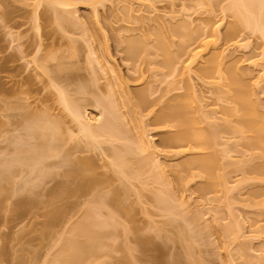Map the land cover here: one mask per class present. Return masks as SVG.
Returning a JSON list of instances; mask_svg holds the SVG:
<instances>
[{"label": "rangeland", "instance_id": "374dc122", "mask_svg": "<svg viewBox=\"0 0 264 264\" xmlns=\"http://www.w3.org/2000/svg\"><path fill=\"white\" fill-rule=\"evenodd\" d=\"M38 1L0 0V68L3 66L4 60L2 58L7 55L11 58L8 66L15 70L11 68L8 73L0 72V84L4 85L3 83H6L4 85L6 88L14 89L15 87V90L19 86V89L23 87L26 89V87L32 85V89L36 88L34 90H37L38 87L39 91L37 90V92L33 91V93L27 95L22 94V97L26 98L23 102L27 101V103L25 102L26 105L31 104L29 106L33 107L32 109H35L36 112L43 107L49 109L48 111L53 110V114H60L58 110H61V108L56 109L60 107L58 105L59 101L56 102L59 99L57 98L58 93H56L57 88L55 90L53 86H47L49 84V82L47 83V77L44 75H40L43 76L40 77L39 70L35 68L33 63H29L35 57V50H38L39 45L41 52H39L40 54L36 53L37 56L45 55L47 52L61 55V51L64 55L69 56L72 51L71 46L74 45L77 47L76 50L78 49L77 54L72 59L68 58L69 61L67 62L71 63L69 65L66 62L67 64H64V67L68 65L69 70L72 69L79 76L81 74V81L79 78L76 83L80 81L82 84V80H85V78L88 80L87 76L92 74L89 73L90 69L87 74L85 68H92L91 64L93 63L92 65L97 71V73L94 71L96 74L93 75H96L100 80L97 83L98 87L97 85L94 88L92 87L93 89L97 88L95 95L93 89L90 93H86V97L82 95L86 98L85 103H83L84 98L81 100L80 93H78L79 100L75 99V92L73 95L71 94L73 99L79 102L80 100L83 101L82 105L87 110L85 117L91 120L92 123H96L94 120L103 118L99 114L103 111H101V106L95 105L94 100L97 99L96 97L101 100L106 98L103 100L106 102L111 96L112 101L109 100L110 103L113 104L114 101H117V104L115 103L117 106L114 105L120 109L117 112L118 116H115L119 118L117 122L122 121V124L124 123L125 129L130 132V136L125 130L127 136H124L127 137V141L122 140L125 143L121 142V139H117L118 142L115 140L110 141L111 143L106 141V137L105 141L103 138L98 139V147L101 148L100 143L103 142L101 143L103 149L95 147L92 151L88 147L91 146L90 143V145L87 143V146L85 142L78 141L77 132H73V134L67 132L66 135L71 134L72 137L70 140L69 137L68 140L66 139V143L69 141L70 146L64 147L66 150L68 149V155L73 154V158L76 160L80 157L91 158L92 162L95 163L87 171V174H97V177L101 178L100 180L104 178H108L106 181L110 180L106 183L104 179L103 181L106 184H102L101 181L100 185L94 186L93 190L91 189L88 194L81 197H67V195H61L57 192L59 187L66 186L67 183L69 185L73 181L68 176L69 168L66 166L67 162L64 161L66 160L63 157L64 153L62 152L63 155H61L64 158L62 165L61 151L59 155L55 156L54 151L46 150L49 143L46 145L41 143L40 145L34 142L36 139L34 141L29 139L32 142L28 140L30 144L38 145H34V151L39 153L49 151L50 157L53 158H48L49 161H46L48 167L42 163L45 166L43 171H40L42 168L38 167L40 168L39 172L36 169L34 173H30L26 171L28 167L24 166L22 170H19V175H15L14 180L12 179L10 187L0 193V264H264V137L263 140L261 137V142L256 144L252 142L255 136L253 133L244 132V134L239 132L242 134L240 135L237 132H232L233 130L227 132L229 130L226 131L225 128H228L229 125L232 126L231 123L235 126L236 120L231 118L233 122L230 124L228 122L229 125L224 123L225 112L223 109L225 107L230 109L233 105L228 99L227 103L230 104L226 103V99L224 102L222 96L227 97V95H219L218 93V89L224 90L223 82H220L216 72L203 79H200V73L198 72L211 58H214L215 55L219 56V60L215 62L216 65H219L218 69L222 73L232 70L243 76L244 81H247L248 88H251L249 91L251 92V99L257 104L261 116H264V39L257 36V34H253L252 30H245L246 28L243 27L244 30H236L231 25L233 18L229 16L230 13H224L223 9L221 10L223 7L220 6L225 5L226 1L219 6L214 4L215 7H211H214L213 10L208 12L206 8L209 7L197 6L196 0H74V2L70 0V6L72 7L69 6V11L71 9L74 13H71L73 19L79 18L77 22H80V24L76 25L77 23L74 22L75 25L74 23L70 25V22L68 24L65 22V25H70L65 31L62 30L65 25L61 27L58 24L61 27L59 28L57 23L54 22V11L53 14L50 10L48 11L49 4L43 3L36 9L35 4ZM126 7H128L127 15L124 13L125 10L127 11ZM58 8L60 12H65L64 10L68 7L63 10L60 7ZM71 14L69 13L70 16H68L71 17ZM128 14H130V18ZM36 21L40 25L39 31L35 28ZM173 24L179 26V29L180 25L181 28L182 25L185 26L192 34L195 31L196 37H199V39L196 42L195 37L193 39L195 42L189 40L191 42L189 46L188 43L186 44L189 48L184 51H188L189 54H187L188 52L185 54L180 47L181 50L178 48L177 54L181 51L185 55L181 56V63L178 64L177 69L170 72L162 68L163 65H157L161 64V61H158L160 59L155 56V41L151 38L154 37L153 33L159 31H163V34L166 35L167 33V36H170L168 34V31H170L169 26H173ZM66 26L64 29H66ZM172 26L170 27L175 28V26ZM159 27L163 30H158ZM184 30L185 28L182 31ZM144 34H146L145 37L151 39V47H153L151 50L149 39L146 38L145 40L148 39L147 48L149 47L152 53L155 54L153 53L152 56L149 54V57L141 54L142 57H145H139L136 62L125 59L126 56L123 53L125 43H121L124 41L123 39L138 35L143 36ZM142 36L139 38H142ZM172 37L173 35L171 36L173 46L170 47V51L175 53L174 50L179 45L176 44L181 38ZM72 41L76 43L71 44ZM50 46L53 48L51 49ZM54 46H56L55 49ZM59 48H62V50ZM88 50H95V54L90 57ZM190 53H196L191 63H189L191 60ZM12 58H14L13 62ZM88 59L91 60V67ZM94 59L97 61H94ZM155 61L158 63L156 64ZM186 63L190 65L189 70L183 68ZM36 74L38 75L36 76ZM119 75L127 83L130 94L135 91L140 92L141 89L150 91L151 95L148 96L150 102H147L149 99L146 101L149 105L145 106L144 110L141 109V115L140 113L137 114L140 115L139 117L136 113L139 112L140 108L137 109L138 112L131 114L130 108L120 107V103L125 101L122 100L125 95L122 96V93H120V86L117 83ZM140 75L143 78H140ZM90 76H88L89 79ZM23 78L32 82L27 80L16 83V80ZM86 80L85 83H88L89 81ZM219 82L220 84H218ZM187 83L191 84L193 88H191V94H194V106L196 108L194 116L197 117L196 119L200 123V129L207 128L210 124L211 126L219 124V127L216 126L219 129L213 126L214 129L211 127H209L211 129H207L211 131L218 130L217 132L213 131L214 135L217 134L214 141L215 151H217L216 154L219 158L217 173L225 177V187H211L209 190V188L204 187L205 177L197 175V178L191 180L189 179L191 178L189 177L190 173L187 174L186 171L188 177L182 173L184 178L182 177V181L178 179V183L176 179L180 177H178V172L183 170L179 164L182 160L188 158V154L174 156L173 153L179 149L167 146L163 142V137L173 129L161 127L153 121V115H155L153 113L158 112L161 107L157 104L159 102L155 103L154 99L158 100L157 98L160 97L164 100L163 102H167L175 96L186 95L189 92ZM34 84L36 85L34 86ZM21 85L23 86L21 87ZM144 90L141 92H144ZM220 90L219 92L223 94ZM161 96L165 97L162 98ZM9 100L11 99L9 98ZM87 100L93 101V103ZM11 101L13 102V99ZM134 101L136 102V100ZM35 103L40 105L36 104V106ZM0 104L3 105L4 103L1 102ZM24 105L23 107H25ZM34 105L39 108L36 109ZM96 106L98 108H95ZM49 107H53V109ZM29 109L31 110V108ZM1 112L4 113V111ZM1 112V130L5 131L8 128L11 130L12 126L8 125L4 128V123L8 119V122L10 119L13 121L12 118L9 117L10 115L8 116V112L5 113V116L9 118L3 116ZM20 112L25 114V110L22 111L21 109ZM134 117H137L138 120L133 119ZM68 119L70 120V118ZM15 120H17V117L14 118ZM119 124L121 125V123ZM69 125L72 124L68 121L67 126ZM2 131H0V140H2L1 138L3 140L0 141V147L4 148L12 140L13 134L8 132L12 134V136L9 134L11 140L8 141V133L6 132L7 138H5ZM143 131V142L146 144L140 146L144 150L148 146L152 148L146 151L145 155L142 151H140L142 155H137L140 154L137 153V158L141 156L137 161V158L134 157L136 151L132 146L141 139L140 135ZM41 134L42 132L36 133L37 136H41ZM22 135L24 136L21 139L26 138L25 132ZM66 135L65 137H67ZM26 139L21 140L20 148H22V151L20 149L19 155L25 153L26 156H31L34 152L33 147L26 142ZM129 142L132 143L131 146ZM24 143H28V146L26 147L27 144ZM10 144L13 147L16 146V142H10ZM64 144L63 142L62 145ZM124 144L126 147L129 145L133 150V155L130 154L131 161L136 160L134 162L136 165L133 166H137V162L143 156L144 159L150 156L151 160H158L160 168L152 171L150 169L152 163L148 159L150 162L148 161V165L143 168V171L146 170L145 172L141 171L142 173L140 172L138 176L130 175L128 179L121 177V174L117 172L118 169L111 165V162H116V158L112 156L114 154L116 156L119 151L117 149L124 148ZM52 145L55 146L54 143H51L50 147ZM57 145L58 147L61 146L60 143H57ZM73 145L74 147H72ZM119 146L122 148H118ZM30 147L31 149H27ZM136 147L135 149H137ZM3 148L0 152L3 151ZM64 148L63 151H65ZM72 149L73 153L70 151ZM113 149L117 152L114 153ZM69 151L72 154H69ZM41 155L43 154L41 153ZM75 159L72 160L73 163ZM220 160H222V163ZM50 163H57L60 167L49 165ZM131 164L133 163L131 162ZM219 164L221 165L219 166ZM133 166L131 165L130 168L133 169ZM178 166L182 170H179ZM132 169L131 173L134 174L135 170ZM21 171L23 172L21 173ZM128 171L130 172V169ZM193 171L195 172V170ZM175 173H177V176L175 175L174 178ZM179 174L182 176L180 172ZM196 174H198L197 170ZM203 182L205 183L203 184ZM157 195H160V198L165 202L158 197L157 200ZM24 201L27 203V207L20 208V203L24 204ZM159 201L163 202V205L168 203L172 211L164 208ZM59 209L64 212L63 220L58 225L55 224L57 225L55 228H48L46 215ZM88 212H91L94 218L89 217ZM176 212L182 220L187 222L182 221V223L187 224V230H189L185 231V228L183 234L180 227L177 226L179 223H176L177 220H175L176 218L180 219L178 215H175ZM84 214L91 220L95 219L94 224H99L95 227L96 229L93 228L97 237L93 238L90 235L88 237H91V241H87L88 237L81 235L78 237L79 243L82 245L93 242L98 244L100 249L94 254L78 259L77 256H72L76 255L77 248L69 244V237L71 236L70 233L75 230V225L83 220ZM72 227L74 230L71 229ZM47 228L50 230L48 231ZM142 239L145 241L147 239L146 247L140 246Z\"/></svg>", "mask_w": 264, "mask_h": 264}, {"label": "bare ground", "instance_id": "6f19581e", "mask_svg": "<svg viewBox=\"0 0 264 264\" xmlns=\"http://www.w3.org/2000/svg\"><path fill=\"white\" fill-rule=\"evenodd\" d=\"M72 1L74 2V0H72ZM224 1H226L227 3L225 5H222V3ZM73 2H72V4H73ZM195 2H196V4H198L197 6L200 5L199 7H202V6L203 7L204 6L209 7L210 10H209V8H206V9H208V12H211L213 10V8L215 7L214 4L217 6L222 5V6H220V7H223V8H221V10L223 9L224 13L229 12L230 13L229 16H231V18L234 19V20L232 19L231 25L236 30L237 29L242 30L243 28L244 29L246 28L245 30H247V29L249 31L252 30L253 34H255V35L257 34V36H260V38L264 39V0H217V1L196 0ZM43 3L49 4L48 11L50 10V12L52 14L54 11V14H53L54 22H56L57 25L59 24V25H61V27H63V25H65L64 24L65 22L67 24L70 22V25L73 24L74 22L77 23L76 25L80 24V22H77L79 20V18L74 17L77 20L73 19L72 15L74 13L71 11V9L69 11V8L72 7V6H70V4H71L70 0H39L35 4L36 9H37V7H39ZM184 6H186V5H184ZM212 6H214V7L211 8ZM56 7L57 8L60 7L62 10L68 7L67 8L68 11H66L67 9H65L64 10L65 12H60L59 8L57 9ZM126 8H127V11L125 10L124 13L127 15L128 7H126ZM129 11H131V10L129 9ZM69 13L70 14L73 13V14H71V17H69L70 16ZM130 14H128L129 18L131 17V16H129ZM36 20H37V18H36ZM127 20H128V18H127ZM70 25H67L66 29H64V27H65L64 26L62 28V30H64V31L67 30L68 26H70ZM74 25H75V23H74ZM170 26H172V25H170ZM170 26H169L170 31H168V34H170V36H167V33H166V35L163 34L164 33L163 31H161V32L159 31L157 33H153L154 37L151 39H153L155 41V46H156V47L154 46L156 48V50H154L156 53L155 56L160 59L158 61H161V64H157L158 63L157 61H155V63L157 65H160V66L163 65L161 67L169 70L170 72H174L177 69V66H179L181 63V61H180L181 56H183L184 53L186 54L188 52V51L187 52L184 51V50H188V49H186V48H189V47H187V45L189 46V43H191L190 41H192L197 35H196L195 31H193V34H192L188 30V28H186L183 25H182V28L180 25L181 31L185 28V30L182 32L180 31L179 26L174 25V24L172 27L175 26V28H171ZM61 27L59 26V28H61ZM35 28L37 29V31L40 30V25L37 23V21L35 23ZM234 28H232V29L234 30ZM158 30H163V29L159 27ZM155 32H156V30H155ZM177 33H179L181 35H179ZM176 34L179 36H177ZM185 34H186V36H184ZM172 35H173L172 38H174V37L181 38V40H179V42L176 44V45H178V44L179 45L177 46V49L174 50V51H176L175 53L170 51L171 50L170 47L173 46L172 45L173 42L171 41ZM141 36L142 35H138V36H134L132 38L126 37L127 39H123L124 41H126V42H124V41L121 42L122 44L125 43V48L123 50V53L126 56L125 59L132 61V62L133 61L136 62L139 59V57H141V58H144L145 56L149 57L150 56L149 54H151V56H152V54L154 52L152 53V51H151L153 48V47H151L152 46L151 42H150L151 39L149 37H145L146 34H144L142 36V38H139ZM146 38L149 39V44H150L151 50L149 47H148L149 49L147 48V46H148L147 40L148 39L145 40ZM186 39L188 41L189 40L190 41L188 42ZM197 39H199V37L198 38L196 37V42L198 41ZM183 40L184 41L186 40V41L184 42ZM154 41H152V42L154 43ZM192 42H195V40H193ZM73 43L75 44L76 42L72 41L71 44H73ZM59 45H61V44H59ZM55 47L56 46H54V49H55ZM179 47L182 49V52H184L183 54L181 51H180L181 54L179 53L180 55L177 54L178 51L181 50ZM39 48H41L40 45L37 48L38 50L37 51L35 50V55H34L35 57L32 58V60L30 61L29 64L33 63L35 65V68H37L39 70V73H40L39 76L44 75L47 77V83L49 82V84L47 86H49V85L51 87L53 86L55 88V90L57 88L56 93H58L57 98H59V99H57L56 102L58 103V101H59L58 105L60 107L59 108L55 107V108L56 109L61 108V110H58V112H60V114H58V113L53 114L52 113L53 110L48 111L49 109L47 110L46 108H43V107L40 108V110H37L38 112H36L35 109H34L35 111L32 109L33 107H30L31 104L26 105L25 102L27 103V101L23 102V100H25L26 98L22 97V94L27 95V94L33 93V91L37 92L38 87H37V90H34L36 88L32 89V87H33L32 85H29L31 87L28 86V87H26V89H24L25 87L19 89L20 88V86H19L18 89L15 90L16 89L15 87H14V89L13 88H11V89L6 88V86H4V85H6V83H3L4 85L0 84V96H2V97H0V103L1 102L4 103L3 105L0 104V109H1L0 112L4 111V113L1 112V113H3V116H5V113L8 112L7 113L8 116L10 115L9 117L12 118V120H13V121H11V119H10V121L8 122V120H9L8 119L7 122H5V123L3 122L4 128H6L9 125V126H12L11 130H9L10 128H8V129H5V131L2 129L3 130L2 131L0 128V131L3 132V135L5 134L3 137L7 138V136H9V138H7V139H9L8 141H10L12 138V140L10 142L11 143L16 142L15 147H13V145L10 144V142H8V143L5 142L8 145L5 146L4 148L0 147V151H1V148H3V151L0 152V193H2L3 191H5L7 188L10 187L12 181L14 180L13 179L14 176L17 175L19 170H22V168L24 166L28 167L26 171H29L30 173H34V170H36V169H37L36 171L39 172L38 170H40V168H42L40 171H43V168L47 165V162L49 161V159H52L53 157H50L51 154H49V151H45L46 152V154H45L44 151H41L39 153L38 151H34V149H35V146H38L37 144L41 145V143H42V145H43L45 143L44 145H46L47 143H49L48 148L46 150H50L51 152L54 151L55 156L59 155L61 153L60 158H62V161L64 160V158L66 159L64 161L67 162V165H66V163H65V165L69 168L68 176H70L73 180L71 184L67 185L68 184L67 183L66 186L59 187L57 192L61 195H67V197H75V196L81 197L82 195L88 194L89 193L88 191H90L92 188H94V186L100 185L99 183L101 181L103 184L105 182L106 183L110 182V180L106 181V179H108V178H106V179L104 178L105 180L102 178L105 181L104 182L103 180H100L101 178L99 176H98L99 178L97 177V174L96 175L95 174H92V175L87 174V171L91 167H93V164L95 163V162L94 163L92 162L91 158L89 159L87 157L86 158L80 157V159L76 160L75 158H73L74 157L72 154L74 152L73 149L70 150V151H72V153H70V151H69V154H72V155H68V151H67L68 149L66 150L64 148L65 146L69 145L68 144L69 141L66 143V141L68 140V137L70 140L72 138L71 134H73V132H77L76 135H77V138L79 139L78 141L79 142L81 141L82 143L85 142L86 145H87V143L88 144L90 143L92 147L88 146V145L87 146L90 147L89 150L93 151L95 147L98 149H103L102 144H101L103 142L100 143L101 148L98 147L99 146V140L98 139L103 138L104 141L107 139L106 141H109V142L110 141L112 142L113 140L118 142V140H120V139H121V142H124V141H122L124 139L126 142L127 137H125V136H127V134H129L128 136H130V132L127 129H125V125H124V123L122 124V121L117 122L119 120V118L118 117L116 118L115 116H118L117 112H119L120 109H118L119 107L118 108L116 107L117 101L116 102L114 101L113 104L110 103L109 100L112 101L111 96H110L109 100H107L106 102L103 101L106 98H102V100H101L95 96L97 99L96 100L92 99L96 102L95 105H97L98 107L101 106L100 108H101V111H103V112H101V113L99 112V114L101 116H103L102 119L98 118L97 120H94V122H96V123H92L91 120H89L88 118L85 117V113L87 110H85V107L82 105V102L84 101L83 103H85L86 95L88 93H90V91H92V89L94 87H96L97 83L100 80L98 77H96V75L95 76L93 75V74H96L97 71H96L95 67H93V65H92L93 63L91 64V62H90L91 60L89 61L90 58L88 59V63L90 62L89 66L91 64L93 71L91 72L92 68H88V69L85 68V70L88 74V70L90 69L89 73H92V74H90L91 76L88 75V76H90V79L88 76H87L88 80H86V78H85L86 81H89L88 83H85V80H82L83 83L81 84V82H80L81 81V74L79 76L78 73L75 74V72L71 68H70L71 70H69L68 65L67 66L65 65V67H64V64L71 63V62H67V61H69L68 58L72 59V57L76 56L77 51H78V49L76 50L77 47H75L74 45L71 46L72 51H71V53H69V56H67V54L64 55L62 51L60 52L61 55L58 53L56 54L54 52H47V53H45V55H42V56L38 55L37 56V54L39 52H41L39 50ZM52 48L53 47H51V49ZM88 48L90 50L89 46H88ZM178 48H179V50H178ZM59 49L62 50V48H59ZM59 49H58V51H59ZM89 50H88V54L91 57L93 54H95V52H94L95 50H91V51H89ZM149 50H150V52H149ZM141 54H145V56L143 55L144 57H142ZM187 54H189V52ZM195 56H196V53L191 54V60L189 63L193 62L192 60L194 59ZM218 57L219 56L215 55L214 58H211L204 65L202 70L200 69L198 71L200 73L199 77H200V79H203L204 77H207L210 74H213L215 72L217 73L218 79L220 80V82H223V87H224V90L218 89V93H219V95H227V97L224 96L226 98H224L222 96V98L224 99V102L226 99V103H227V99H228V101L230 100L229 102H231L233 105V106L231 105L232 107H230V109H229V107H225L223 109V111L225 112L224 113L225 114L224 123L227 124L229 122V124H230L231 122H233L231 118H233V120L234 119L236 120L235 126L233 125V123H231L232 126L227 124L230 126V128H229V126H228V128L226 127L225 128L226 131L229 130L227 132H230V130H233L232 132H234V133L237 132V134H240V135H242L241 133H244V132L245 133L246 132L253 133V134H255V136H254L252 142L259 144L261 142V137H262V140L264 137V116H261L260 111H258L259 109L257 108L258 107L257 104H255L253 102V100L251 99V92H249L251 88H248L249 86H247V83H246L247 81L246 82L244 81V78L241 74L234 72L232 70H229V71L227 70L225 73H222L221 70L218 69L219 65H216L217 63H215V62H217V60H219ZM14 58H12V62H13ZM2 59L4 61H3V66H1V68H0V72H3V73L7 72L8 73V71H10L12 68V67L10 68L8 66V64L11 62V58L6 55ZM95 60L96 59H94V61ZM150 62H152V60H150ZM189 63H186L183 65V68L185 70H189V67H190ZM101 70H103V69L101 68ZM72 71L74 72V74ZM36 72H38V71H36ZM37 75L38 74H36V76ZM17 76H19V75H17ZM84 76H82V77L84 78ZM40 77H43V76H40ZM79 78H80V81H79L80 84H79V82L76 83L79 80ZM140 78H143V76L140 75ZM97 79H98V81H97ZM117 79H119V80H117V83L120 86V90H121L120 93H122V96L125 95V97L124 96L122 97L123 98L122 100H125V101H122V103H124V104L120 103L121 106L119 104L118 105L120 107L125 106L126 108L127 107L130 108V110L132 112L131 114L138 112L137 109L140 108L139 112L136 113V115L139 114L141 112L142 108L144 110L149 105L148 104L150 102V99H149L150 96L149 95H151L150 91H148L147 89H145V90L141 89L140 92L135 91V92L130 94V92L128 91L127 83L123 80V78L119 75ZM27 80H29V79H26V78H23L21 80L18 79V80H16V83L19 81L23 82V81H27ZM28 82H32V81L29 80ZM220 82L218 84H220ZM43 83H45V82H43ZM111 83H112V81H111ZM189 83H190V80H189ZM189 83H187L188 84L187 90L189 89L188 91L190 93L187 91L188 94H186V95L175 96V98H173V99H170V100L168 99L169 101H167V102L166 101L163 102L164 100H162L160 97L157 98L158 100L160 98L159 101L154 99L155 103L159 102L160 104L159 103H157V104L159 106L161 105V107L159 108L160 110L158 112L153 113V114H155V115H153V117H154L153 121H155L154 122L155 124L157 123V125H161V127L173 129V131L167 132V134L163 137V142L167 146L176 147L179 149L173 153L174 156H180V155L188 154V158H185L179 164V166H181L183 168V170L181 168H179V166H178L179 170L181 169L183 171V172L179 171L181 174L182 173L186 174L185 171L187 172V174L190 173L191 176L189 175V177H191V178H189V179H191V180H194L197 175L199 177L200 176L203 178L205 177L206 183L203 182V184L205 183L204 187L209 188V190L211 187H214V188L225 187V185H226L225 177L222 174L217 173V169L219 168V167H217L219 158L216 154L217 151H215V147H214L215 146L214 141L216 139L217 134L214 135V133H213L214 130L211 131V130L207 129L209 127H211L212 129H214L213 127H216V126L219 127V124H217L216 126L212 125L213 127L210 124L208 127L205 126L207 128H201L200 129V127H201V126L199 127L200 123L197 121V119H196L197 117L194 116L195 115L194 113H196V111H195L196 108L194 106L195 98L193 96L194 94L193 95L191 94L193 88H192L191 84H189ZM35 85L36 84H34V86ZM22 86L23 85H21V87ZM97 87H98V85H97ZM111 88H113V87H111ZM111 88H110V90H112ZM96 89L97 88L93 89L94 90L93 92H95ZM143 90H144V92H141ZM219 90L222 91L223 94L221 92H219ZM145 91L148 93V95ZM24 93H26V94H24ZM69 93H70V95L71 94L73 95V93H74V95L76 94L75 95L76 98L75 97L74 98L77 100H79V96H78L79 94L78 93H80V95L82 97V98L80 97L81 100L83 98H84V100L83 101L80 100V102L77 100H74L72 95L70 96ZM95 94H96V92L94 93V95ZM17 95L24 98V99H22L20 97H19L20 98L19 99ZM82 95L85 97H83ZM14 97H15V99H14ZM164 97L165 96H163L162 98H164ZM9 98L11 100L13 99V102L11 100H9ZM134 100H136V102ZM87 101L90 102V100H87ZM229 102L227 104H230ZM20 103H22L23 105L25 104L24 105L25 107H23L22 104L20 105ZM39 103H35V105L37 104L39 106L40 105ZM90 103H93V101ZM125 103H126V105H125ZM145 103H147V105H145ZM58 105H57V107H58ZM1 106H2L3 110L1 108ZM27 106L29 108H31V110H33L34 112L31 111L29 108L27 109ZM36 106H35V108H36ZM97 106L95 108H98ZM142 106H144V107H142ZM37 108H39V107H37ZM21 109H22V111L25 110V114H21L22 113V112H20ZM50 109H53V107H51ZM29 110H30V112H28ZM140 115H141V113H140ZM8 116H5V117L9 118ZM130 116L132 117V115H130ZM16 117H17V120L14 121V118L16 119ZM68 118H70V120ZM120 118H121V116H120ZM136 118L134 117L133 119H136ZM67 119L70 122V124H72V125L67 126V123H68ZM136 120H138V119H136ZM119 123H121V125ZM234 124H235V121H234ZM122 125H124V126H122ZM1 126L3 127V125H1ZM217 127H216V129H219ZM231 127H233V128H231ZM74 128H76V129H74ZM211 128H209V129H211ZM125 130L127 131L126 135H125ZM215 131L217 132L218 130H215ZM6 132L7 133L11 132L13 134V136L11 133L7 134ZM23 132H25V137L26 138L28 137V139H26L24 137H23V139H21L22 136H24V135H22ZM37 132L38 133L42 132L41 136L40 135L37 136L36 135ZM61 132H63V133L61 134ZM64 132H65V134H64ZM67 132H71V134L69 136H67L66 135ZM239 132H241V133H239ZM6 134H7V136H6ZM9 134H11L12 137ZM63 134H64V136H62ZM65 135L67 137H65ZM76 135H74V136L76 137ZM140 136H141V139L138 142H135L136 144L138 143L137 147H136V144L134 146H132V147H134V150L136 151V152L134 151L135 152V156H134L135 159L137 158V156H136L137 153H140L137 155H142V153L144 154V153H146V151H148L150 148H152V147L148 146L144 150L140 146L141 144H142V146H145V144H146V143L144 144V142H143L144 141V131L142 132V134ZM64 137H65V139H64ZM105 137H106V139H105ZM1 139L3 140V138H1ZM20 139L22 141H24V139H26V142H28L29 139L31 141H34L36 139L34 142L37 144H34V143H33V145L30 144V142H31L30 140H29L30 142H28L30 145H32L31 147H33V151L35 153L32 152L31 156L30 155L26 156L25 153H23V154L20 153L21 155H19L20 149L22 151V148H20L21 147L20 144H22ZM108 139H110V140H108ZM2 140H0V141H2ZM37 140L40 143L36 142ZM63 142L65 143L64 145H62ZM130 142H129V144L131 146L132 143H130ZM28 143H26L27 145L24 143L26 145V147L28 146ZM51 143H54L55 146L52 145V147H50ZM57 143H60L61 146L59 145V147H58ZM72 143H73V139H72ZM133 143H134V141H133ZM79 144H81V143H79ZM122 145H123V143H122ZM10 146L12 149L10 148ZM121 146H119L118 148H122ZM31 147L27 148V149H31ZM72 147H74V145ZM135 147L138 150L135 149ZM58 148H60V149L58 150ZM63 148L65 151H63ZM85 149H86V147H85ZM117 150H119L118 154L116 156H114L115 154L112 156L113 158H116L115 159L116 162H111V165L115 166L118 169L117 172H119L118 174H121V177L128 179V177H130V175L138 176L141 171L142 172L146 171V170L143 171V168L145 166H147L150 161H151L150 163H152L151 168H150L152 171H154L156 169L158 170L160 168L158 160L157 161L155 159H154L155 161L151 160L150 156H148L149 158L145 157V159L143 156V158H142L143 160L140 158L141 160L139 162H137V166H133V165H136L134 163V162H136V160L131 161L132 157H130V154L133 155L132 154L133 150L129 147V145H128V147H126V145H125L124 148L117 149ZM117 150L116 151L114 150V153L117 152ZM137 151H139V152H137ZM140 151H142V153ZM143 151H145V152H143ZM23 152H25V151L23 150ZM62 152L64 153V155L62 154ZM41 153L43 155H41ZM61 155H63L64 158L61 157ZM43 156H44V158H46L45 161H43V159H44ZM69 156H70V158H69ZM220 156L222 157V154ZM71 157H72V159H71ZM139 157H141V156H138L137 161H138ZM68 158L70 159L71 162L73 159H75L74 163L73 162L71 163L70 161H68L69 160ZM148 159H150V161ZM64 161L61 162L62 165H63ZM44 162H46V163H44ZM69 162H70V164H69ZM131 162L133 164H131ZM220 162L222 163V160H220ZM42 163L45 164V166ZM39 164H41L42 166L41 165L39 166ZM130 164L133 166V169L130 168L131 167ZM49 165L55 166L58 164L57 163L56 164L50 163ZM220 165L221 164H219V166ZM113 166H112V168H113ZM38 167H40V168H38ZM46 167H48V166H46ZM58 167H60V166L58 165ZM92 169H94V168H92ZM128 169H130V172L128 171ZM131 169L135 170L134 174L131 173ZM263 169H264V166H263ZM193 170H195V172ZM196 170H197L198 174H196ZM23 171H25V169H23ZM23 171H21V173ZM152 171H151V173H152ZM179 172H178V177L180 176L181 178L180 177L176 178L178 183H179V181H182L184 178L183 174L181 176L179 174ZM176 174L177 173H175L173 175L174 178H175ZM194 174H195V176H194ZM186 177H188V175ZM178 179H179V181H178ZM263 182H264V179H263ZM102 186H104V185H102ZM214 188H212V189H214ZM202 190H205V189H202ZM157 197L163 201V199L160 198V195L156 196V199L158 200ZM163 202H165V201H163ZM163 202L159 201V203L161 205H163L162 204ZM20 204H19L20 208L21 207L22 208L27 207V203H25V201H24V204H22V203H20ZM32 205H33V203H32ZM163 206L167 210L172 211L171 208L169 207L168 203H165ZM28 208H29V205H28ZM30 208H31V205H30ZM26 210H28V209H26ZM91 212L94 213V211H92V210H91ZM91 212L90 213L88 212L90 215L87 213L89 217L90 216L93 217ZM169 213H171V212H169ZM175 215H178L177 212ZM46 216L48 218L47 227L50 229H53V228H55V226H57L63 220L62 217L65 215H64L63 210L59 209V210L51 211ZM84 216H86V217H84ZM84 216L82 217L83 220L80 221L81 223L78 221L79 223H77V224L79 226L77 224L75 225L76 226L75 230L73 229V227L71 228L74 231L72 233H70L71 236L69 235L70 236L69 237V244L71 246L77 248L76 255H72V256H77L78 259H82L85 256L94 254L95 252H97L100 249V246L98 244L93 243V242L82 244V245L79 243L78 237L81 235H85L87 237L91 235V237L93 236V238L97 237L96 233L93 230H95L96 229L95 227H97L99 224L98 223L94 224L93 221L95 219L91 220L86 214H84ZM178 217H180V216L178 215ZM172 218H174V217H172ZM175 220H177V222L175 221L176 223H179V225H177V226H179L180 230H182L181 231L182 234H183V231L185 228H186L185 231H189V230H187V227H188V226H186L187 224H185L187 222L182 220L181 217H180V219L176 218ZM178 220H179V222H178ZM182 221H184L185 223L183 222L184 223L183 224ZM55 224H57V225H55ZM51 227H53V228H51ZM48 228H47V230L49 231L50 229H48ZM93 228H95V229H93ZM185 231H184V233H185ZM91 237H88L87 241H91ZM143 241H145V240L142 239V241H141L142 244H140V246L146 247L147 246V239L145 242H143Z\"/></svg>", "mask_w": 264, "mask_h": 264}]
</instances>
